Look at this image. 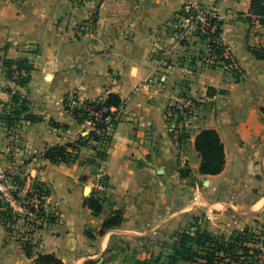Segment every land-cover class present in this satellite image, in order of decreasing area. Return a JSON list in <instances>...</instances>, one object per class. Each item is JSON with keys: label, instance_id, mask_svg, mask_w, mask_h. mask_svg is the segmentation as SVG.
I'll use <instances>...</instances> for the list:
<instances>
[{"label": "crops", "instance_id": "0c3cea01", "mask_svg": "<svg viewBox=\"0 0 264 264\" xmlns=\"http://www.w3.org/2000/svg\"><path fill=\"white\" fill-rule=\"evenodd\" d=\"M251 1L0 0V101H8V87L15 86L6 78L4 59L27 57L34 69L22 90L31 110L44 117L24 120L11 132L0 122V169L27 175L19 190L23 199L34 179L45 182L49 209H58L55 221L33 233L24 231L30 229L26 217L12 233L0 217V264H35L38 253H55L64 264L88 258L135 264L125 258L130 250L107 257L114 239L136 245L170 239L194 215L206 220L232 215L264 230V58L254 53L264 52V25L251 17ZM189 5L217 8L229 65L215 56L208 61L211 51L199 36L183 44L168 30L177 11ZM210 87L216 89L212 94ZM111 91L125 103L100 168L81 163L95 155L89 147L73 164L43 156L47 148L95 129L65 108L67 96L76 93L83 101ZM184 97L195 108L185 125L187 141L179 144L168 108ZM52 119L66 126L55 127ZM206 128L216 129L225 146V167L217 174L199 170L195 137ZM101 175L108 176L107 184L99 181ZM88 183L90 194L102 199L99 214L87 205ZM117 209L123 211L122 224L99 234ZM27 238L31 255L23 247ZM147 251L137 256L154 249Z\"/></svg>", "mask_w": 264, "mask_h": 264}, {"label": "trees", "instance_id": "16d2710c", "mask_svg": "<svg viewBox=\"0 0 264 264\" xmlns=\"http://www.w3.org/2000/svg\"><path fill=\"white\" fill-rule=\"evenodd\" d=\"M92 0H77L78 3H85ZM197 12V8L192 5L183 6L168 25V30L173 33H179V28H173V24L179 21L181 16H193ZM251 17L256 16L261 24L264 25V0H252L250 7ZM251 17H248L251 19ZM94 17L93 22H96ZM212 25L216 29L211 34H200V39L206 41L207 45L212 48L210 56H215V60L230 63L231 58L224 56L225 46L221 42V33L223 20L219 17L212 19ZM214 38V39H213ZM181 42L186 44L188 41L182 39ZM254 53L259 58H264V52L254 49ZM5 74L8 81L15 82L14 87H8L10 99L8 101H0L3 109H0V122L11 132L12 129L18 127L22 121L37 122L43 120V116L34 113L31 110V100L25 94L22 88L26 87L31 80V73L34 64L27 57L22 58H5L3 61ZM238 70H234V74L238 76ZM238 79V78H237ZM214 87L209 88V94L215 92ZM185 95V93H183ZM124 99L117 92H108L106 96L96 99H86L80 101L78 95L74 93L72 97H66L64 101L65 108L79 121L90 120L93 122L95 129L85 135H80L75 141L66 144H59L49 147L43 153L53 163L73 164L80 159V152L83 147H89L95 150V155L87 157L81 163H91L97 168L102 166V162L108 155V149L112 141V130L119 121V110L124 106ZM116 108V110H113ZM168 110H172L173 114H169L168 118L176 119V123L181 117L175 113V105H170ZM171 112V111H170ZM99 113L101 117L97 118ZM108 117L111 119L108 120ZM51 124L55 127L66 126L55 120H51ZM175 135V134H174ZM189 133L182 132L176 136V141L182 144L187 140ZM195 148L201 157L199 170L202 174L220 173L226 162L225 146L219 132L214 128L202 129L195 137ZM181 175H187L181 170ZM27 175L15 173L13 179L18 183L19 187L25 186ZM108 181V176H105ZM106 183V182H105ZM107 184V183H106ZM50 188L45 182L34 179L27 196L38 195L40 198L39 208L29 206L34 216L26 215V220L30 226L28 232L33 233L38 228H42L45 224L56 220V214L49 209L47 196ZM1 195V194H0ZM14 199L20 201L21 197L17 193H13ZM87 205L95 214H99L103 209V202L100 197L90 194L87 197ZM44 204H47V209ZM0 217L5 223L9 232H14L15 227L20 218L18 212L10 202H5L0 196ZM30 217V218H28ZM202 219L201 216L194 215L193 218ZM124 220L123 211L117 209L107 219L104 220L99 234H104L107 229L122 224ZM17 230V229H16ZM19 231V230H18ZM87 235L95 238L96 235L92 230H87ZM174 240L168 251L162 250L156 257L151 256L145 259L134 258L135 264H264V239H262L255 230L244 228L236 234L226 236L224 234L217 235L211 230L200 229L195 224H191L188 228L181 229L173 234ZM33 242L30 238L23 240V247L27 255L32 254ZM35 264H64L62 258L55 253H38L35 258ZM84 264H108L107 258L96 259L88 258Z\"/></svg>", "mask_w": 264, "mask_h": 264}, {"label": "rangeland", "instance_id": "374dc122", "mask_svg": "<svg viewBox=\"0 0 264 264\" xmlns=\"http://www.w3.org/2000/svg\"><path fill=\"white\" fill-rule=\"evenodd\" d=\"M0 109H3L2 104H0ZM188 119H189V117L187 119H184V120L181 118L180 121L177 123H176V119L175 118L173 119L172 125L174 127V130H176L175 134L178 135L179 132L180 133H182V132L187 133V127L185 125H186ZM16 128L12 129V131L15 130ZM10 157L11 156H9L7 158L10 159ZM3 159H6V158H3ZM2 167L3 168L0 169V174L1 173L3 174V172H4L5 176H2L0 178V180L5 182V184L12 182V183H15L16 185H18V183L15 182L13 179V175H15V173H13V171L9 170L8 167H4V166H2ZM99 179H100L99 180L100 182H102L104 184L107 183V179H105V176L101 175V176H99ZM89 185H90V183H88V186ZM19 190H20V188L19 189H18V187L15 188L14 193H17V196L19 197V195H20L21 199H23L22 198L23 196L19 193L20 192ZM0 194H1L0 196L3 197L4 201L8 202V200H6L5 196L1 192H0ZM26 196H24V197H26ZM54 207L56 208L54 211H55V214L57 216L56 211H58V209L56 206H54ZM17 212H18L20 218H24L27 215L25 212H20V211H17ZM26 220H28V219H26ZM20 223H23V220ZM192 223L195 224L197 227H200V229H208V230H211L214 234H217V235L224 234L226 236L236 234L238 231L243 230L244 228L248 227V228L255 230L257 232V234L262 239H264V230L261 228H254L256 225H259V223H255L256 225H250V223L244 222V220H242L240 222L237 219V217H234L232 215H229L228 217L222 218V219H207V220L204 217H202V219H200V218L195 219V217L194 218L192 217L191 219L188 220L186 226L181 227L178 231H180L181 229H184V228H188ZM14 227H15V231H16V229L20 230V228L17 227V224L14 225ZM28 227H30V226L28 225ZM24 231L28 232L27 229ZM18 233H20V232H18ZM173 241L174 240L172 239V237L170 239L168 238V239L162 240V241L161 240H155L153 238H148V239H146L144 244L136 245V243H132V241H129V240L121 241L120 239H114L107 257L109 259H111V258L115 257L117 254L125 253V251H127V250H130V251H128V253L125 254V258L131 259V260H133L134 258L145 259V258H148L151 256L156 257L160 254V252L162 250L168 251L171 244L173 243ZM153 246H154V248H153ZM137 247L140 248L139 250L143 249L144 253L146 252L147 249H148V251H151L152 249H154V252L151 255L148 254L146 256H137L136 251H139L137 249ZM131 249H132V251H131Z\"/></svg>", "mask_w": 264, "mask_h": 264}, {"label": "built area", "instance_id": "2783aa9c", "mask_svg": "<svg viewBox=\"0 0 264 264\" xmlns=\"http://www.w3.org/2000/svg\"><path fill=\"white\" fill-rule=\"evenodd\" d=\"M216 9L217 8L214 5H210L202 9H197L196 14L193 16H188V17L181 16L179 18V21L174 24L175 28L180 29L179 33H177L178 39L180 41L182 39L187 40L189 37L193 35L199 36L200 34L213 33L216 29V26L212 25L211 21L213 18L218 17ZM209 50L211 51L212 48L209 47ZM207 59L208 61H211L213 58H211V56L209 55ZM212 61H214V59ZM161 62H163V60ZM227 64L229 65L230 63H227ZM152 80H153V77L150 76L149 81H152ZM174 105H175V109H177V112L175 114L177 116H180L184 120L190 117L191 114L194 112L195 101L191 97H184L178 100ZM122 108H120L118 112H120ZM113 110H116V108H113ZM170 114H173V111H171ZM96 117L100 118L101 115L97 113ZM110 119L111 118L108 117V120ZM2 176H5L4 172L3 174L2 173L0 174V178ZM17 187L18 189L20 188L15 183L9 182L8 184H5V182L0 180V192L5 196L8 202H10L11 204L15 202L17 204L16 205L17 209L14 206L15 210L20 211V212H25L26 214L30 216H34L33 213L30 211L29 206H34L36 209H38L40 205V198L36 194L34 195V197L26 196L24 199H21L20 201H16L14 199L13 193L15 191V188ZM44 206L46 209L48 208L47 204H44Z\"/></svg>", "mask_w": 264, "mask_h": 264}, {"label": "water", "instance_id": "95a60500", "mask_svg": "<svg viewBox=\"0 0 264 264\" xmlns=\"http://www.w3.org/2000/svg\"><path fill=\"white\" fill-rule=\"evenodd\" d=\"M90 191H91L90 186H86V187H85V194H86V195H89V194H90Z\"/></svg>", "mask_w": 264, "mask_h": 264}]
</instances>
